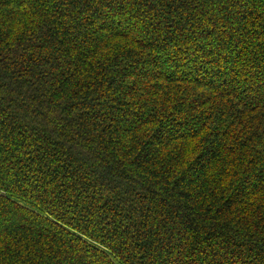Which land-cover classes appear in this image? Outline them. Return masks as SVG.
Wrapping results in <instances>:
<instances>
[{
    "label": "trees",
    "instance_id": "trees-1",
    "mask_svg": "<svg viewBox=\"0 0 264 264\" xmlns=\"http://www.w3.org/2000/svg\"><path fill=\"white\" fill-rule=\"evenodd\" d=\"M0 264H264V0H0Z\"/></svg>",
    "mask_w": 264,
    "mask_h": 264
}]
</instances>
